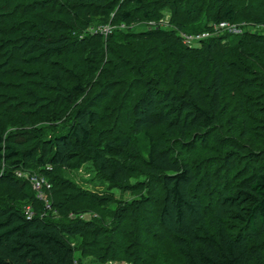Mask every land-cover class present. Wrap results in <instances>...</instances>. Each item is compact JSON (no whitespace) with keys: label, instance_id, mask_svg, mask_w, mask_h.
<instances>
[{"label":"trees","instance_id":"obj_1","mask_svg":"<svg viewBox=\"0 0 264 264\" xmlns=\"http://www.w3.org/2000/svg\"><path fill=\"white\" fill-rule=\"evenodd\" d=\"M250 23L264 0H0V264H264ZM82 164L103 193L62 173ZM17 171L42 174L50 202Z\"/></svg>","mask_w":264,"mask_h":264},{"label":"rangeland","instance_id":"obj_2","mask_svg":"<svg viewBox=\"0 0 264 264\" xmlns=\"http://www.w3.org/2000/svg\"><path fill=\"white\" fill-rule=\"evenodd\" d=\"M169 15L167 13H165V15L163 16V18H161L159 20V22H157V24H159L160 26L162 25V27H166V28H169L171 27V25L169 24ZM103 26H107L110 28V31L112 29L115 28V26L113 25H102V24H93L91 26H89L87 28V31L89 32H97L99 31L100 33H103V30H102V27ZM142 27V24L140 27H137V28H141ZM252 27V28H251ZM248 29H252L254 31L258 30V32H261V33H264V24H259V25H253L250 23L249 27H246ZM110 31L108 33H110ZM107 33V34H108ZM104 34V33H103ZM107 34H104V36H106ZM91 166L89 164H82V166H80L78 169L76 170H68V169H62V173H64L65 176H67V178H72L75 180L76 183L82 185V186H87L88 188L91 189V191H89L90 193H103L104 189L103 188L105 185H102L99 184L98 181H95V177H94V174L91 170ZM37 171V170H36ZM33 176H35V178H37L39 181H40V185L41 186V195L43 198H40L42 199L43 201L45 202H50V200L52 199L51 198V195H52V192L51 190H48L50 188V185L47 186L46 184V181L47 179L40 173L38 172H32ZM113 192H114V195L118 198L120 197V192L118 191V189H113ZM130 194L128 193H125L123 194V198H127ZM71 215V214H70ZM80 216L84 219L85 218H88V217H94L96 216V213L94 212H91V211H87V212H82L80 214ZM75 257L78 259L79 258V254L76 253L75 254ZM81 264H134L130 261H126L125 259H119V260H107L106 262L104 263H98V262H95L93 261L92 259H86V260H83Z\"/></svg>","mask_w":264,"mask_h":264},{"label":"built area","instance_id":"obj_3","mask_svg":"<svg viewBox=\"0 0 264 264\" xmlns=\"http://www.w3.org/2000/svg\"><path fill=\"white\" fill-rule=\"evenodd\" d=\"M221 29H226L229 32H240L241 29L237 24H233V23H229L227 21H221L218 24L214 25V31L215 33H217L219 30ZM103 33L107 34L110 31V28L107 26H103L102 27ZM209 32L207 31H202L200 33H180V36L182 38V41L187 44L188 46L193 45V43H195L197 40L208 37L209 36ZM16 174L18 176H26L27 179L29 180L32 189L36 192V195L38 198H43L41 195V186L40 185V181L35 178V176L33 175H26V174H22L21 172L17 171ZM46 206L48 207L49 205L46 204ZM26 215L28 217L32 216L33 211L30 209L29 206L26 207V211H25Z\"/></svg>","mask_w":264,"mask_h":264}]
</instances>
